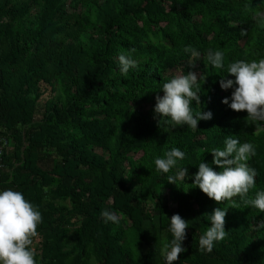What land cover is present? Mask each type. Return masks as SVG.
<instances>
[{"label":"trees","instance_id":"obj_1","mask_svg":"<svg viewBox=\"0 0 264 264\" xmlns=\"http://www.w3.org/2000/svg\"><path fill=\"white\" fill-rule=\"evenodd\" d=\"M0 127V262L264 264V0H0Z\"/></svg>","mask_w":264,"mask_h":264},{"label":"rangeland","instance_id":"obj_2","mask_svg":"<svg viewBox=\"0 0 264 264\" xmlns=\"http://www.w3.org/2000/svg\"><path fill=\"white\" fill-rule=\"evenodd\" d=\"M49 94H50V89H49V87H48V89H47L46 91L43 92V94H42V96H41V98H40V102H39V110H42V109H43V108H42V105L44 104V102H45V101L47 100V98L49 97ZM39 110H38V111H39ZM41 117H42V113H41V111H40V113H39V114L37 113V115H36V120H39ZM233 173H236V170H234ZM188 181H189V180H188ZM185 189H186L187 191H189L190 189H191V191H194V187L191 185V183H190V187H189L188 182H185ZM0 264H13V263H12V260H11L9 257H7V258H5L3 261H1Z\"/></svg>","mask_w":264,"mask_h":264},{"label":"built area","instance_id":"obj_3","mask_svg":"<svg viewBox=\"0 0 264 264\" xmlns=\"http://www.w3.org/2000/svg\"><path fill=\"white\" fill-rule=\"evenodd\" d=\"M7 145H8V138L3 135L2 128L0 127V166Z\"/></svg>","mask_w":264,"mask_h":264},{"label":"crops","instance_id":"obj_4","mask_svg":"<svg viewBox=\"0 0 264 264\" xmlns=\"http://www.w3.org/2000/svg\"><path fill=\"white\" fill-rule=\"evenodd\" d=\"M3 261V260H2ZM1 263V262H0Z\"/></svg>","mask_w":264,"mask_h":264}]
</instances>
